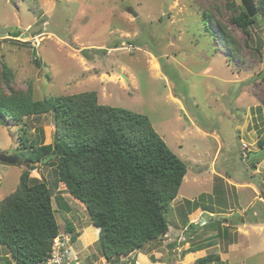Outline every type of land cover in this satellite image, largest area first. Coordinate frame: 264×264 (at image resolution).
<instances>
[{
  "label": "rangeland",
  "instance_id": "rangeland-1",
  "mask_svg": "<svg viewBox=\"0 0 264 264\" xmlns=\"http://www.w3.org/2000/svg\"><path fill=\"white\" fill-rule=\"evenodd\" d=\"M241 7V0H0V91L10 93L3 63L12 71L10 86L32 88L35 100L94 91L102 105L148 116L186 163L168 220L182 230L191 225L193 238H179L186 245L178 253L179 243L165 237L148 245L142 252L152 261L155 251L165 252L169 264L210 255L220 256L214 264H264V20L258 10L248 37L232 20ZM24 133L52 144L54 114L20 125L0 120V154L28 156ZM10 167L0 198L30 171L53 191L60 233L69 223L79 235L96 228L86 207L58 187L56 165ZM92 242L77 254L86 257L82 264L102 255L99 240ZM0 264H15L1 244Z\"/></svg>",
  "mask_w": 264,
  "mask_h": 264
},
{
  "label": "trees",
  "instance_id": "trees-1",
  "mask_svg": "<svg viewBox=\"0 0 264 264\" xmlns=\"http://www.w3.org/2000/svg\"><path fill=\"white\" fill-rule=\"evenodd\" d=\"M257 4L264 20V0ZM232 20L249 37L259 16L250 18L241 7V14ZM223 41L236 48L227 31ZM83 54L88 57V50ZM3 69L10 93L0 91V120L20 125L25 118L39 120L54 114L52 144L38 143L26 133L25 138L21 136L25 149L29 148L24 164L30 168L43 163L57 166L58 187L86 207L91 223L100 230L99 247L107 263L122 264L123 257L163 239L170 230L168 214L188 168L150 118L102 105L94 91L35 100L32 88L23 92L11 87V68L3 63ZM259 146L264 150V135ZM53 196L51 187L26 171L17 189L0 201V244L9 249L15 264H37L49 257L60 233ZM66 230L73 241L80 236L71 223ZM219 261L220 256L210 255L197 264Z\"/></svg>",
  "mask_w": 264,
  "mask_h": 264
},
{
  "label": "crops",
  "instance_id": "crops-1",
  "mask_svg": "<svg viewBox=\"0 0 264 264\" xmlns=\"http://www.w3.org/2000/svg\"><path fill=\"white\" fill-rule=\"evenodd\" d=\"M10 166H11L10 164L0 163V192L2 191L3 186L5 185V183L7 184V178L9 177V174L12 171V169H10L11 168ZM19 172L22 173L23 170H19ZM19 175H18V177H19ZM17 187H16V189H17ZM15 190H13V192ZM4 198H0V201L3 200ZM65 212L68 214V211H65ZM205 212L206 211H204L202 213H205ZM178 225L177 224H174V225H171L170 226V230H169V232L167 234V235H169V237H167V235L165 236V238L169 239L167 241L168 243H170V242H176V241L179 243L178 239L179 238H183V237L186 236L185 234H183V230H182L183 228L182 229H179V226ZM91 226L92 225L90 224L89 228L87 230H85L84 234L83 233H80V236L77 238L76 243L77 242H80L79 239H81L82 238V235H84L83 236L84 243L83 244L81 243L80 247H78V250L76 251L75 248L73 247L74 248V252L76 254L81 253L80 251L82 249H84V250L88 249L90 247V244L93 243L92 242L93 239L94 240L96 239V242L99 240L98 237L91 238V233H93V232H95L97 234H100V230L98 228H91ZM255 231H259L260 232V230H258V229H256ZM187 243H189V242H187ZM184 245H186V243H183L182 245H181V243H179V245H177L175 247V250H174L175 253L180 252V251H178V250H180L179 248L180 247L183 248ZM235 246H236L235 244L234 245L232 244V245L229 246V249H233V248H235ZM153 254H155L154 255L155 256L154 258H156L153 261L151 260V258H150V256L148 254H145L143 252H136V253H133L132 255L128 256V257L131 260H134L135 259V262L137 264H169L170 263V260L168 259V257H166L165 252L164 253H160V252H155L154 251ZM160 256H162V257H160ZM83 257H84L83 259L81 258L82 260H84L86 258L85 256H83ZM87 258H89V256ZM123 262H124V260H123ZM92 264H108V263H107L106 259L101 255L99 257V259H94V262Z\"/></svg>",
  "mask_w": 264,
  "mask_h": 264
},
{
  "label": "built area",
  "instance_id": "built-area-1",
  "mask_svg": "<svg viewBox=\"0 0 264 264\" xmlns=\"http://www.w3.org/2000/svg\"><path fill=\"white\" fill-rule=\"evenodd\" d=\"M205 221L206 220L203 219V223H205ZM190 228V226L185 227L183 232H189ZM183 238V241L187 242V238ZM73 244L72 233H59V235L53 240L52 250L49 257L37 264H82L80 261L81 259L74 252Z\"/></svg>",
  "mask_w": 264,
  "mask_h": 264
},
{
  "label": "water",
  "instance_id": "water-1",
  "mask_svg": "<svg viewBox=\"0 0 264 264\" xmlns=\"http://www.w3.org/2000/svg\"><path fill=\"white\" fill-rule=\"evenodd\" d=\"M241 2H242V6L245 8L250 18H254L258 15V9L254 0H241ZM34 52L36 54V51ZM0 162L10 165H24L23 158L20 159L5 154H0Z\"/></svg>",
  "mask_w": 264,
  "mask_h": 264
},
{
  "label": "clouds",
  "instance_id": "clouds-1",
  "mask_svg": "<svg viewBox=\"0 0 264 264\" xmlns=\"http://www.w3.org/2000/svg\"><path fill=\"white\" fill-rule=\"evenodd\" d=\"M193 221H194V220H193ZM193 221H192V222H193ZM187 226H190V227H191V225H187ZM187 226H185V227H187ZM190 230H191V228H190ZM189 233H190V231H189V232H186V233L183 232V234L186 235L185 237L187 238V242H188V238H190V239L193 238V236L189 235ZM183 242H184V241H183ZM129 262L131 263V261H129ZM136 264H137V263H136Z\"/></svg>",
  "mask_w": 264,
  "mask_h": 264
}]
</instances>
